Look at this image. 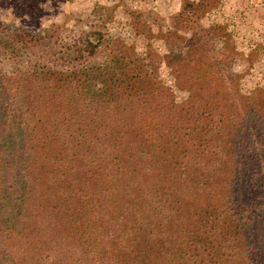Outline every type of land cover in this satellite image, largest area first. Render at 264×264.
<instances>
[{"label":"trees","instance_id":"trees-1","mask_svg":"<svg viewBox=\"0 0 264 264\" xmlns=\"http://www.w3.org/2000/svg\"><path fill=\"white\" fill-rule=\"evenodd\" d=\"M103 9L90 31L0 19V264H264V86L227 27L179 12L190 35L140 56Z\"/></svg>","mask_w":264,"mask_h":264},{"label":"rangeland","instance_id":"rangeland-1","mask_svg":"<svg viewBox=\"0 0 264 264\" xmlns=\"http://www.w3.org/2000/svg\"><path fill=\"white\" fill-rule=\"evenodd\" d=\"M24 2L2 0L0 19L35 31L52 25L66 29L82 26L90 31V19L103 6L104 28L110 34L130 44L135 55L151 52L162 58L171 52L177 35L188 37L191 33V25L177 23L176 16L194 9L203 26L224 25L232 35L235 49L244 55L237 66L247 72L243 89L264 86V0H43L41 4L49 11L39 5V16L29 19L13 12L14 6ZM176 45L183 50L182 41ZM159 69L161 79L175 91L178 101L187 99V92L178 87L165 62Z\"/></svg>","mask_w":264,"mask_h":264},{"label":"clouds","instance_id":"clouds-1","mask_svg":"<svg viewBox=\"0 0 264 264\" xmlns=\"http://www.w3.org/2000/svg\"><path fill=\"white\" fill-rule=\"evenodd\" d=\"M40 7L43 8V9H46V8H44V6H43L42 4L40 5ZM46 10L49 11V9H46ZM24 19H29V17L26 15V16L24 17Z\"/></svg>","mask_w":264,"mask_h":264}]
</instances>
